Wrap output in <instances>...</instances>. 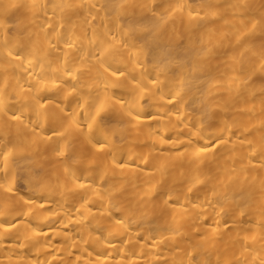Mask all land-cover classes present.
Listing matches in <instances>:
<instances>
[{
	"label": "bare ground",
	"instance_id": "obj_1",
	"mask_svg": "<svg viewBox=\"0 0 264 264\" xmlns=\"http://www.w3.org/2000/svg\"><path fill=\"white\" fill-rule=\"evenodd\" d=\"M0 264H264V0H0Z\"/></svg>",
	"mask_w": 264,
	"mask_h": 264
}]
</instances>
